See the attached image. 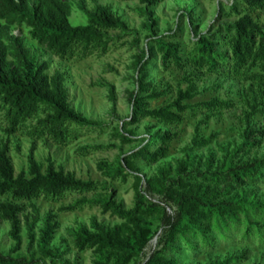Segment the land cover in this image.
<instances>
[{"label": "trees", "instance_id": "trees-1", "mask_svg": "<svg viewBox=\"0 0 264 264\" xmlns=\"http://www.w3.org/2000/svg\"><path fill=\"white\" fill-rule=\"evenodd\" d=\"M138 1L142 6L138 14L146 20L144 27L149 33L148 42L161 57L164 70L172 67L181 70L188 64L209 76L232 77L264 85V28L251 16L240 18L216 34L201 35L185 57L182 47L173 42L174 33L160 36L157 31L158 23L151 9L167 0ZM244 3L250 11H264V0H244ZM80 8L87 17V24L74 27L70 22L72 6L67 0H0V117L6 124L7 135L26 130L32 140L47 138L58 146H65L80 138V129L98 127L71 107L66 74L61 71L50 74V64L42 61L38 54L25 50L23 43L11 35L12 29L26 28L36 45L61 60L72 59L76 55L87 56L94 51L107 53L113 42L138 35L108 6L96 3L94 8L87 10L83 3ZM232 9L239 14L237 8ZM112 32H119L120 36H112ZM135 42L138 44L139 40L136 38ZM152 59L151 53L145 51L136 57L133 66L138 73H145ZM194 78L193 74L185 77L187 81ZM150 85L140 86L138 92L131 94L133 121L151 119L166 126L182 123L181 115L189 108L185 102L196 97V86L191 85L185 91L180 89L178 100L173 104L149 110L147 101L165 96V93L157 91L148 96H139ZM259 93L249 104L251 112L246 115L247 125L255 115H264V92ZM217 105L216 101L206 104L210 109ZM260 136H264V131L248 128L242 149L261 148L262 142L257 141ZM173 138L172 135L154 137L149 145L124 156L117 166L107 162L99 164V170L111 180L127 183L131 177L135 178L137 201L132 210H126L113 200L90 202L86 199L65 210L75 211L87 204H99L103 213H110L122 221V224L108 228L93 218L89 228L81 226L78 229L76 248L80 253L92 251L94 264H132L141 258L159 234L150 217L161 212L159 249L143 264H179L178 255L184 249L195 250L199 245L212 249L218 240H228L231 236L240 235L247 245L257 240L264 247V194L257 196L247 190L231 198L228 194L234 186L264 184V154L255 157L250 164L232 165L226 172L212 177L213 181H218L219 177L223 183L230 184L227 192L187 189L182 177H186L189 162L180 165V179L176 187L167 184L171 170H162L158 177L146 181V191L161 196L165 201L146 206L143 180L136 163L155 165L167 158ZM122 139L125 143L132 141L128 136L122 135ZM207 144L196 142L197 147ZM28 162V172L16 175L9 143L0 140V222L10 225L9 237L15 244L11 254L20 252L25 226L30 244L37 243L40 257L53 264H69L62 260L59 250L50 249L58 228L53 214L44 219V228L37 240L35 229L42 216L34 201L41 198L57 201L69 192L91 193L97 191L99 186L58 168L52 160L45 169L36 160L34 147ZM28 208L30 213L26 214ZM248 259L249 252H244L241 257L212 264H243ZM0 264L38 262L19 255L5 256L0 251Z\"/></svg>", "mask_w": 264, "mask_h": 264}, {"label": "rangeland", "instance_id": "rangeland-1", "mask_svg": "<svg viewBox=\"0 0 264 264\" xmlns=\"http://www.w3.org/2000/svg\"><path fill=\"white\" fill-rule=\"evenodd\" d=\"M67 1L72 6L70 22L74 27L87 24V17L80 8L81 4L84 3L87 10H91L97 3L110 7L131 30L138 32V35L123 37L113 42L107 53L94 51L90 55H76L67 60H61L36 45L30 39L26 28L12 29L11 35L23 43L25 50L38 54L42 61L48 62L50 74L55 71L66 74L71 107L98 127L82 128L78 140L58 146L47 138L32 140L26 130L7 135L6 124L0 117V140L9 143L16 175L23 171L28 172V157L34 147L36 160L44 165L45 169L49 160H52L58 168L74 173L82 181L93 182L99 186L97 191L91 193L69 192L57 201L43 198L34 201L42 216V221L35 229L37 240L41 229L44 228V219L53 214L58 228L50 249L59 250L62 260L69 264H94L95 255L92 251L80 253L76 248L78 229L81 226L89 228L93 218H97L108 228L118 226L122 221L110 213H103L99 204H87L75 211L65 210L84 199L90 202L113 200L123 205L126 210H132L137 201L135 178L131 177L127 183L111 180L99 170V164L107 162L117 166L124 156L132 155L143 146L149 145L154 137L172 135L174 138L170 146L171 152L167 158L155 165L136 163L143 180L142 192L146 195V206L165 201L161 196L146 191V181L158 177L162 170H171L167 184L176 187L180 179L178 171L184 162L190 164L186 177H182L188 186L187 189L227 192L230 184L223 183L219 177L218 181H213L212 177L226 172L232 165L237 167L250 164L255 157H262L264 154V136L257 138V141L263 144L261 148L242 149L248 128L253 127L257 132L264 131L263 113L251 118L250 125L246 123V115L251 112L249 104H252L254 97L260 95L259 91L264 92V85L232 77L209 76L205 72L196 71L188 64L181 70L174 67L164 70L161 57L148 42L149 33L144 27L146 20L138 14V10L142 8L138 0ZM234 7L238 9L239 14L234 12ZM151 12L158 23L159 35L174 33L173 42L182 47L181 51L185 57L201 35L221 32L226 26L236 23L246 15L251 16L264 28V11H250L244 0H167L152 8ZM111 35L118 37L120 33L112 32ZM136 38L139 40L138 44L135 42ZM145 51L150 52L153 59L150 60L145 73H138L133 64L136 57ZM190 74L195 78L187 81L185 77ZM148 83L151 84L148 90L140 92L139 96H148L153 91L165 93V96L158 100L146 102L149 110L173 104L178 100L180 89L185 91L191 85L196 86V97L185 102L189 108L181 115L182 123L166 126L151 119L133 121L131 94L138 92L140 86ZM213 101L219 105L213 109L206 106ZM122 135L132 138V141L125 143ZM196 142L208 144L197 147ZM151 148L153 149L154 145ZM244 190L260 196L264 194V184L234 186L228 193L229 198ZM173 209H176V206H173ZM29 213L28 208L26 214ZM162 216L161 212L150 217L154 229L159 234L149 244L143 256L132 264H143L159 249ZM22 220L24 224V217ZM9 232L10 225L0 222L2 254L13 257L19 255L29 261L34 258L38 264H53L39 256L37 243L30 244L25 226L21 250L17 254H11L15 244L10 239ZM244 252H249V259L243 264H264V247H261L257 240L247 245L240 235L231 236L228 240H218L212 249L201 245L195 250L184 249L178 257L179 264H212L241 257Z\"/></svg>", "mask_w": 264, "mask_h": 264}, {"label": "bare ground", "instance_id": "bare-ground-1", "mask_svg": "<svg viewBox=\"0 0 264 264\" xmlns=\"http://www.w3.org/2000/svg\"><path fill=\"white\" fill-rule=\"evenodd\" d=\"M152 247V246H151Z\"/></svg>", "mask_w": 264, "mask_h": 264}]
</instances>
